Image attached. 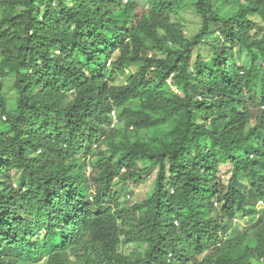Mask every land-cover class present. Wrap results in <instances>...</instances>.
<instances>
[{"label":"trees","instance_id":"1","mask_svg":"<svg viewBox=\"0 0 264 264\" xmlns=\"http://www.w3.org/2000/svg\"><path fill=\"white\" fill-rule=\"evenodd\" d=\"M188 1L0 0V264L264 263V0Z\"/></svg>","mask_w":264,"mask_h":264},{"label":"rangeland","instance_id":"2","mask_svg":"<svg viewBox=\"0 0 264 264\" xmlns=\"http://www.w3.org/2000/svg\"><path fill=\"white\" fill-rule=\"evenodd\" d=\"M128 0H124L125 3H127ZM196 0H189L187 2V8L185 11V19H186V27L184 29L185 33L187 36H192L197 31L199 30L200 27V17L195 13L193 4L195 3ZM212 53V48L208 45H202L198 49L194 50V59L193 61L195 62V59L201 55L202 58L208 59ZM256 58L258 59L259 63H264V59L260 56V54L257 52L256 53ZM251 58L252 56L245 50H238V65L239 66H248L251 63ZM135 70V68H133ZM121 80V79H120ZM125 80V78H124ZM13 92L11 90V81L10 79L6 80V96L7 99L9 100L10 106L13 105ZM255 121H252V124ZM115 124L117 126H122V123L119 122V120H115ZM105 149L107 147H104ZM230 166H222L221 170V177L222 180L227 181L230 175L227 173L229 170ZM158 167H155L152 169L149 175L144 177L143 182L135 183V182H129L126 186V188L123 189V197L121 199L122 205L125 206H131L136 203L143 202L146 197L148 196V193L152 192L154 188V183H155V178L157 175ZM85 192V190H83ZM90 193L89 190H86L85 194L88 196ZM263 206L262 203H257L255 200L253 201L251 199V203L248 205L249 208L252 209H261ZM261 218L260 214L253 215V216H247V217H238L232 228L228 231L227 238H232L236 236L239 233H244L251 231L256 223L259 221ZM125 253L131 254L133 257L135 256V249H139V253H143L144 248L138 247V245L134 243H129V244H124L121 248ZM259 264V263H258ZM264 264V263H261Z\"/></svg>","mask_w":264,"mask_h":264},{"label":"built area","instance_id":"3","mask_svg":"<svg viewBox=\"0 0 264 264\" xmlns=\"http://www.w3.org/2000/svg\"><path fill=\"white\" fill-rule=\"evenodd\" d=\"M260 203H262V202H260Z\"/></svg>","mask_w":264,"mask_h":264}]
</instances>
